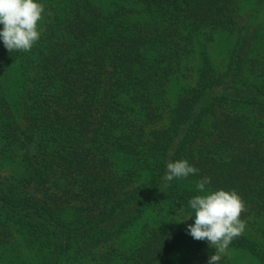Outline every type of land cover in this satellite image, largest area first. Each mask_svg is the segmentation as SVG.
Listing matches in <instances>:
<instances>
[{
    "label": "trees",
    "instance_id": "16d2710c",
    "mask_svg": "<svg viewBox=\"0 0 264 264\" xmlns=\"http://www.w3.org/2000/svg\"><path fill=\"white\" fill-rule=\"evenodd\" d=\"M37 2L0 40V264H207L203 177L245 205L219 264H264V0Z\"/></svg>",
    "mask_w": 264,
    "mask_h": 264
},
{
    "label": "clouds",
    "instance_id": "9594fccd",
    "mask_svg": "<svg viewBox=\"0 0 264 264\" xmlns=\"http://www.w3.org/2000/svg\"><path fill=\"white\" fill-rule=\"evenodd\" d=\"M44 6L37 0H0V40L3 41L8 52L29 51L39 39L38 21L42 19ZM166 180L186 178L195 174L198 169L185 159L169 161L167 163ZM210 177H203L196 183L201 195H195L188 201L194 211V223L186 226V231L198 241H207L210 248H214L207 264H219L223 253L231 241L240 236L246 222L240 219L245 205L235 190L217 189L210 191L206 185Z\"/></svg>",
    "mask_w": 264,
    "mask_h": 264
},
{
    "label": "rangeland",
    "instance_id": "374dc122",
    "mask_svg": "<svg viewBox=\"0 0 264 264\" xmlns=\"http://www.w3.org/2000/svg\"><path fill=\"white\" fill-rule=\"evenodd\" d=\"M262 18H263V17H261V16L257 17V18L254 20L255 23L261 21ZM188 224H192V222L189 221V220L187 219V220L184 221V229H186V226H187ZM202 242H203L204 244H206V246H208V248H210L206 240H205V241H202ZM210 249H211L213 252L215 251L214 248H210ZM233 253H234V251H231V250L226 249V250H225L223 253H221L220 255L233 256Z\"/></svg>",
    "mask_w": 264,
    "mask_h": 264
}]
</instances>
